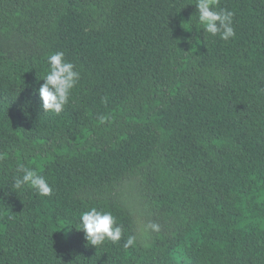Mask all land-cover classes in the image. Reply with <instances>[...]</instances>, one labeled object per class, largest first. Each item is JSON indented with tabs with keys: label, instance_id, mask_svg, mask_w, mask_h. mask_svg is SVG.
I'll list each match as a JSON object with an SVG mask.
<instances>
[{
	"label": "trees",
	"instance_id": "trees-1",
	"mask_svg": "<svg viewBox=\"0 0 264 264\" xmlns=\"http://www.w3.org/2000/svg\"><path fill=\"white\" fill-rule=\"evenodd\" d=\"M195 3L0 0V264H264V0H218L227 42ZM61 51L82 78L44 114ZM18 165L52 195L14 189ZM92 207L120 242L87 243Z\"/></svg>",
	"mask_w": 264,
	"mask_h": 264
},
{
	"label": "clouds",
	"instance_id": "clouds-1",
	"mask_svg": "<svg viewBox=\"0 0 264 264\" xmlns=\"http://www.w3.org/2000/svg\"><path fill=\"white\" fill-rule=\"evenodd\" d=\"M195 7L199 28L203 30L205 36H219L225 42L230 41L236 35L233 27L234 13L223 8H219L218 0H196ZM48 70L44 75V83L38 90L42 101V109L45 113L59 115L69 104L72 92L79 85L82 74L76 65L65 58V54L56 52L47 57ZM107 102V98H102ZM100 122L106 119L101 116ZM19 174L13 177V187L17 191L31 189L39 196L49 197L53 193V187L48 183L46 177L37 170L18 165ZM149 227L153 231H159L157 224ZM79 230L84 233L85 239L90 246L102 245L105 241L118 243L125 235L124 226L118 223L117 218L111 211L98 210L92 207L81 213ZM70 231V230H69ZM137 238L128 235L124 240V248L136 246Z\"/></svg>",
	"mask_w": 264,
	"mask_h": 264
},
{
	"label": "rangeland",
	"instance_id": "rangeland-1",
	"mask_svg": "<svg viewBox=\"0 0 264 264\" xmlns=\"http://www.w3.org/2000/svg\"><path fill=\"white\" fill-rule=\"evenodd\" d=\"M137 200H134L133 202H136ZM142 221L143 223H146V218L145 217H142Z\"/></svg>",
	"mask_w": 264,
	"mask_h": 264
}]
</instances>
